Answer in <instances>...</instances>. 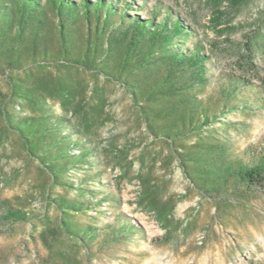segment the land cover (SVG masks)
Instances as JSON below:
<instances>
[{
  "label": "rangeland",
  "instance_id": "obj_1",
  "mask_svg": "<svg viewBox=\"0 0 264 264\" xmlns=\"http://www.w3.org/2000/svg\"><path fill=\"white\" fill-rule=\"evenodd\" d=\"M145 1L179 11L195 29L189 43L205 45L211 62L200 96H219L231 76L256 90L239 87L238 107L217 110L202 137L170 139L150 131L123 84L102 76L96 91L90 75L77 71L72 94L49 97L46 107L96 145L95 166L67 176L83 188L54 183L0 118V209L26 215L0 219V264H264V186L204 193L178 160L197 141L222 143L247 161L264 152V0ZM247 47L254 48L259 78L243 68ZM0 91H10L3 76ZM61 199L83 205L68 211L89 234L66 228Z\"/></svg>",
  "mask_w": 264,
  "mask_h": 264
},
{
  "label": "trees",
  "instance_id": "obj_2",
  "mask_svg": "<svg viewBox=\"0 0 264 264\" xmlns=\"http://www.w3.org/2000/svg\"><path fill=\"white\" fill-rule=\"evenodd\" d=\"M194 36V27L181 13L161 2L0 0V76L10 90L0 91L1 122L17 135L29 157L46 167L53 182L65 188H83L68 173L93 168L97 155L96 145L71 127L67 116L52 115L46 107L49 97L64 100L72 94L70 81L77 71L90 75L96 91L102 76L123 84L156 136L202 137L217 110L238 107L239 87L255 91L256 84L231 76L219 96H200L211 61L200 40L189 43ZM242 58L243 68L259 78L254 48L247 47ZM12 102L32 112H18ZM178 160L204 193L224 195L264 186V152L247 161L222 143L197 141ZM58 205L71 233L89 234L90 229L71 222L68 211H82V204L61 199ZM1 218L26 215L0 209Z\"/></svg>",
  "mask_w": 264,
  "mask_h": 264
}]
</instances>
